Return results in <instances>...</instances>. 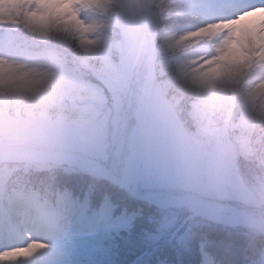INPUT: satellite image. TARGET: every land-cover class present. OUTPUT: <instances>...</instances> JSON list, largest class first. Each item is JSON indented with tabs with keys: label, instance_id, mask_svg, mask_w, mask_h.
Segmentation results:
<instances>
[{
	"label": "rangeland",
	"instance_id": "1",
	"mask_svg": "<svg viewBox=\"0 0 264 264\" xmlns=\"http://www.w3.org/2000/svg\"><path fill=\"white\" fill-rule=\"evenodd\" d=\"M18 1L0 0V29L13 23L18 29L24 30L30 36L41 37L46 40L52 39L65 44L71 48L74 59L80 64H84L88 60L83 54L92 56L90 54H93V49L97 50L98 56H95L94 59L98 65L90 70H93L95 74H101L98 77L99 82L105 83L107 88H105L106 93L103 95L95 83L83 81L78 77L76 81L73 78H71L72 81L66 79L56 80L59 75L55 73L53 68L60 72L63 71L54 60H51L50 56H44L43 54L31 58L25 56L23 52L17 51L13 55V53L6 51L10 55L4 59L7 64L31 66L32 68H26L35 69L39 72L44 69L51 71L47 76L41 75L42 83L37 85V88L21 90L15 87L16 90L13 91V95L18 99H20L19 96L21 98H31L34 93L39 92V89H44L42 91L44 96L42 97L53 101L55 95H61V92H72L73 95L84 92L88 98L95 102L91 105H84L85 107L83 106L73 116L81 127L86 128L88 131V137L86 138L97 149L101 147L100 139L97 137V131L95 133L94 130H89L90 127H93V124H90L91 118L89 117L93 116L96 123H98L99 120L101 121L100 113L103 109L113 110L117 103L122 102L126 106L124 114L127 116V121L120 117V120L117 119L114 125L107 129L108 136L112 137L113 133L110 135V130L114 128L118 142L114 147L113 144L109 146L110 151L103 160L100 153L92 158L84 157L86 161H94L93 163L106 166L118 176H122L125 158L129 153L128 138L133 122H135L139 95L144 84L147 68L142 72L132 73L130 80L133 84L131 91H127V87L119 79L115 66L100 51L103 47L93 37L95 36L93 29H96L102 20L105 21L107 18L90 19L87 10L79 0H48L53 10L61 3L68 2L70 13H65V17L72 14L75 18L67 23H64L60 18H57V20L49 19L47 23L32 21L29 19L28 14L35 10L36 0H24L26 2L21 9L23 14L19 13L18 8L16 10ZM149 1L153 9L156 0ZM123 3H120L118 7H113L108 3L110 7L106 1L104 3L102 0H85V5L89 10L106 13L109 20L118 22L127 39H125L126 41H130L132 45L140 43V25L136 15L142 13V5L137 0H124ZM233 4L236 5L234 9L231 7ZM197 5H200L199 10L195 9ZM258 7H264V0H206L204 4L193 3L190 9L176 12L175 28L172 34L182 36L196 32L210 24L234 19L240 13ZM91 18H100V15L92 13ZM49 24L52 31H47L46 26ZM224 35L226 33L202 38L193 37L188 41L192 48L187 50L184 56L186 66L182 67L180 74L176 78L168 75L162 79H157V84L159 83L160 87L158 96L155 95L154 109H152L151 116L152 124L148 131L147 166L148 162L152 166L150 173L152 179L155 178L156 181L163 183L165 187H170L165 189V192L175 194L194 193L207 200L212 199L221 204L234 205L240 211L264 220V187L260 188L261 179L264 180V152H260L259 146L261 143L260 140H257V129L260 127V121L257 120L264 117V61L260 64L261 67H258L259 63H255L256 59L263 53L260 55L253 54L245 62L246 66L229 65L230 71L228 73H222L215 78H194L187 71L192 66V60H195L198 65H204L201 71H206L208 67L214 66L218 62L216 59L219 55L217 48L220 46V40ZM258 52H260L259 47L254 49V53ZM1 59L0 56V62ZM208 61L212 63L209 64ZM127 69L129 72L130 68ZM109 78L110 81L114 80L117 85L123 84L121 86H123L125 92L127 91L128 96L118 95V91L114 90V88L120 86L108 87L107 80ZM175 81L184 82V86L179 84L180 86L174 88L175 94L180 98L177 101H174L170 93ZM53 83L54 87H52ZM4 95L6 94L1 93L0 97ZM185 98L189 100L193 107L192 113L198 118V121H205V130L197 133V137L200 135L199 139L190 137L193 135L192 128L185 126L186 123L182 122L184 104L187 106ZM30 108V105L22 107L26 112H29ZM14 109L16 114L18 108ZM213 115L215 116L213 117ZM217 116L222 119L231 117L232 129L236 130L233 144H230L233 145L232 150L230 148L228 153L226 152V148L229 146L227 141L216 143L213 140L219 134L221 127L216 124L219 121ZM51 141L57 142L56 139H51ZM191 141L197 143H193L196 145L194 149L204 144H206L205 147L210 148L213 145L216 146V159L214 155L213 159L205 156V162L200 163L191 148ZM43 143L46 146L52 144L51 142ZM85 143L88 142L84 141L81 150L85 149ZM75 145L79 146L80 144ZM144 151L145 142L143 154ZM237 161L238 163H236ZM30 162H38L39 165L43 163L41 161ZM239 164H243L247 168L242 169ZM98 173L100 177H105L113 182L116 181L111 173L103 170H98ZM131 173V170L127 171L126 183L129 191L133 187L129 184L134 183ZM87 174L97 177V174ZM1 178L2 175H0V180ZM151 182L148 180L145 187H151ZM176 186H181L183 189H172ZM137 190L139 192V185ZM31 197L32 201L30 202ZM17 204L11 207L12 204L9 206V203L2 202V206H0V243L5 242L0 244V264H82L84 260L75 252L71 253L72 244H80L81 242L92 244L95 240H101L104 236L129 226V219L112 220L106 209L95 218L96 224L99 226L84 225L86 222L85 209L67 200L60 203L61 213L54 207L44 211L43 207L38 206L33 196L30 195H20V202ZM8 208L9 210L13 209V211H8ZM164 210L163 215L167 214L169 217L171 209L164 208ZM182 213H186L183 218L180 217ZM175 214L177 220L173 229L171 225L166 224L168 217L165 216V218H160L162 220L148 219L142 222L141 225L146 222L145 227L140 225L142 231L134 232L137 233L135 235L130 231L124 245L118 247L120 254L123 251L126 253V256L122 259L125 262L124 264H136L133 261L139 255L142 256L138 257V260H145L143 251L131 262L129 261L131 259L129 255L133 252L132 248L135 245L134 236L141 238V246L152 241L158 233L156 220L167 232V237L163 241L154 244L152 249L148 248L145 251L152 254L155 249L165 247L167 243H171L175 247L178 258L181 247L175 240L176 236L192 220L189 219L192 217H190L187 209H177ZM254 229L256 235L264 236V230L258 228V226ZM77 248L81 249L79 246ZM88 252L94 253L95 251L91 249L86 253ZM116 252L115 250L114 257L117 255ZM87 258H89L88 254Z\"/></svg>",
	"mask_w": 264,
	"mask_h": 264
},
{
	"label": "trees",
	"instance_id": "2",
	"mask_svg": "<svg viewBox=\"0 0 264 264\" xmlns=\"http://www.w3.org/2000/svg\"><path fill=\"white\" fill-rule=\"evenodd\" d=\"M80 1L88 12L98 13L100 15V18L96 19L107 18L105 21L103 19L99 26H97L98 33L103 37L104 42V48L100 51L120 66L124 73L123 76L126 78L127 91H131L133 83L130 80V76L132 77L133 72L136 74L138 71L142 72L147 68L148 56L152 46V41H150L148 31L145 27L143 14L138 13L136 15L140 25V43L138 42L139 44L134 43L132 45L130 41H126L127 39L118 22L109 20L106 13L89 10L85 5V0ZM102 1L104 3L106 1L107 4L109 3L113 5V7H118L120 3L124 4V0ZM25 2L24 0H19V8L21 6L22 9ZM137 2H139V0H137ZM202 2L203 0L155 1L153 11L158 28V58L156 61L158 80L168 75L176 78L177 75L180 74L182 67L186 66L184 56L187 50L192 48V45L188 42L186 45L177 48L167 47V37L173 33L175 28L174 19L176 17V12L179 9V11L188 10L192 7L193 3L201 4ZM195 9L199 10L200 5L195 6ZM19 12L23 14V11L20 10ZM45 32L47 33V31ZM26 36L30 35L27 34ZM145 45L146 51L144 52ZM96 52L97 50L93 49V54H90L92 56L83 54V56L88 59L85 62L87 65L91 67L98 65L97 61L94 59L95 56H98ZM263 61L264 53L256 59L255 63H259V67ZM128 67L130 68L129 72L131 74L128 72ZM100 75L101 74L98 73V77ZM107 82L110 88L116 86L112 80L110 81V78ZM11 83L13 82H4L0 79V95L1 93L6 94L0 97V149L22 150L50 147L59 149L63 152L78 153L81 157L92 158L95 157L97 153H100L103 160L110 151L109 146L113 144L114 147L118 142L114 128L110 130V135L113 133L112 137L108 136L107 129L113 126L117 119L120 120V117H122L124 121H127V116L124 114L126 106L122 104V102L117 103L113 110L110 109L107 111L103 109L100 113L101 121L99 120L98 123H96L93 116L89 117L91 118L90 124H93V127H90L89 130H94L95 133L97 131V137L100 139L101 147L97 149L90 143L91 141L86 138L88 137L86 128L81 127L73 116L84 105H91L95 102L88 98L84 92L78 95H73L72 92H61V98L54 97L52 101L42 97L44 95L42 91H39L33 95L31 94L32 99L30 97L21 98V96H19L20 99H18V97L16 98V96L13 95V91L17 89L16 84ZM179 84L184 86L183 81H175L172 89H169L174 101L180 99L174 92L175 86H180ZM159 87V83L157 84L156 81L144 135L145 151L143 154L144 157L139 182L140 194H145L153 190L170 188L165 187L163 183L156 181L155 178L152 179L150 175L152 166L149 162L147 166L148 154L146 152L149 146L148 131L152 124V109H154L155 95L158 96L159 94ZM105 88H107V86ZM118 89V87L116 89L114 88V90L118 91V95L128 96L127 91L125 92V90H123V86H121L119 90ZM38 93H40V95H38ZM185 101H187V106L184 104L182 122L186 123L185 126L192 128L193 135L190 137L196 138L198 132H203V130H205V121H198V118L192 113L194 109L189 103V100L185 98ZM26 105L31 106L29 112L22 109V107ZM14 108H18L16 114L14 113ZM214 116L215 115H213V117ZM218 118L219 121L216 124H219L221 127L219 134H217V137L213 140L216 143L227 141L230 146L226 148V152L228 153L230 148L232 150L233 145L230 144H233L236 130L232 129L231 117L225 119ZM257 121H260V127L257 129V140H260L261 143L259 150L260 152H264V117ZM199 136L197 137L198 139ZM51 139H56L57 142L51 141ZM84 141L88 143H85V149L81 150ZM43 142H51L52 144L46 146ZM74 143L80 145L76 146ZM193 143H197L191 141V148L198 157L197 159L200 163L205 162V156L213 159L214 155L216 159V146L213 145L210 148L205 147L206 144H204L194 149L196 145ZM236 163H238V161ZM39 164L10 163L8 168L3 165L0 166V175H2L0 180V194L4 195V201L6 203L10 204L14 199H20V195L36 194L39 198L44 200L47 208L60 205L62 199H73L80 202L87 207L86 212L90 216L86 225H96L95 218L98 214L102 213L104 209L109 213L112 220L119 221L120 219H129V226L127 228L123 227L116 232H112V234L105 236L101 240H95L92 244L85 242L72 244L73 251L84 260L82 264H124L125 262H123L122 259L126 256V253L123 251L120 254V249L118 247L124 245L129 232L132 231L133 235H135L137 233L134 232L142 231L140 230V225L148 219L162 220L160 219L161 217H168L167 214L163 215L162 213L165 211L164 208H159L152 203L135 198L125 188L105 177L89 175L87 174L88 172L67 164ZM240 165L242 169L247 168L243 164H239V166ZM148 180L152 181L150 183L151 187H145ZM262 187H264L263 179H261L260 183V188ZM175 188L179 189L182 187L176 186L172 189ZM169 209L171 210L166 224L171 225L173 229L176 226L177 216L175 210L177 209ZM136 212H140L141 215L133 217L132 215ZM184 216H186V213L180 215L181 218ZM130 217L132 218L130 219ZM157 220L155 224L158 233L152 241L141 246V238L139 236H134L135 245L132 248L133 252L129 255L131 257L129 260L130 262L137 255L148 248L152 249L154 244L163 241L167 237V232L164 231L165 229L162 225L160 226ZM145 225L146 222L143 223L141 227H145ZM255 231L254 228L245 226L234 227L216 223L203 217H195L190 220L176 236L175 240L181 247L179 251L180 256L178 258L174 245L167 243L165 247L155 249L152 254H146L145 260H141L139 264H209L210 262L211 264H264V236L256 235ZM78 246L81 247V249H78ZM91 249H94L95 252L86 253ZM115 250L117 251V255L114 257ZM87 254L89 258H87ZM80 257L79 261L81 262Z\"/></svg>",
	"mask_w": 264,
	"mask_h": 264
},
{
	"label": "clouds",
	"instance_id": "3",
	"mask_svg": "<svg viewBox=\"0 0 264 264\" xmlns=\"http://www.w3.org/2000/svg\"><path fill=\"white\" fill-rule=\"evenodd\" d=\"M65 13H70V4L61 3L55 10L48 0H36V8L29 13V19L47 23L49 19L57 20L60 18L64 23L73 20L75 17ZM59 22V21H57ZM226 33L220 40V46L217 48L219 53L217 63L208 67L206 71H201L204 65H198L195 60L187 71L194 78L219 77L222 73L230 71L229 65L246 66L253 54L260 55L264 53V7H258L240 13L236 18L223 20L210 24L205 28L186 35H169L166 40L167 47L177 48L187 44L193 37H210L215 34ZM259 47L260 52L254 53V49ZM207 63L211 64V61ZM0 76L7 80L15 81L16 87L21 90L34 89L42 83L41 74L35 69L26 68L24 65H10L0 62Z\"/></svg>",
	"mask_w": 264,
	"mask_h": 264
},
{
	"label": "bare ground",
	"instance_id": "4",
	"mask_svg": "<svg viewBox=\"0 0 264 264\" xmlns=\"http://www.w3.org/2000/svg\"><path fill=\"white\" fill-rule=\"evenodd\" d=\"M232 8H235L236 5H231ZM150 16V13L148 11ZM154 58L152 57L149 65V74L147 78V83L144 87L142 98L137 110V125L134 129V132L131 136L129 142V157L126 160V170L125 175L128 170H131V175L134 181L138 180V165L139 160L141 159L142 144H143V132L144 124L148 115L149 100L154 84L155 78V63ZM38 154V155H37ZM34 154L23 155L26 159H38V160H53L59 162H76L73 156H67L64 154H59L56 152H38ZM22 154H13V153H0V159L6 158H16L21 157ZM91 168L97 169V166ZM129 174V173H128ZM120 178L121 182H127V176ZM168 194H149L147 198L161 205H171L178 207H185L191 210L194 213L203 215L204 217L211 218L216 221H221L228 224L235 225H256L258 228L264 230V220H256L251 217V215L246 214L240 211L238 208L232 205H224L217 201L207 200L200 195L189 193V194H175L167 192Z\"/></svg>",
	"mask_w": 264,
	"mask_h": 264
},
{
	"label": "water",
	"instance_id": "5",
	"mask_svg": "<svg viewBox=\"0 0 264 264\" xmlns=\"http://www.w3.org/2000/svg\"><path fill=\"white\" fill-rule=\"evenodd\" d=\"M154 27V26H153ZM149 29H150V32H151V35H152V37H153V40H154V46H153V50H152V57L154 58L153 60H155L156 59V55H157V51H156V44H157V38H156V35H157V33H156V29H155V27H154V30H155V32L153 31V29L149 26ZM146 83H147V79H146ZM146 83H145V85H146ZM134 132V131H133ZM133 132H132V134H133ZM132 136V135H131ZM133 193H134V191H132ZM161 193H163V192H158L157 194H161ZM135 194V193H134ZM142 199H147V200H150V199H148L147 197H142ZM194 215H197V213H192V215L191 216H194ZM232 225H235V224H232ZM249 225V224H248ZM252 226H255V225H253L252 224Z\"/></svg>",
	"mask_w": 264,
	"mask_h": 264
}]
</instances>
